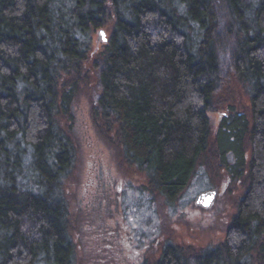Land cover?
Segmentation results:
<instances>
[{
  "label": "trees",
  "instance_id": "1",
  "mask_svg": "<svg viewBox=\"0 0 264 264\" xmlns=\"http://www.w3.org/2000/svg\"><path fill=\"white\" fill-rule=\"evenodd\" d=\"M83 95L118 167L156 198L176 199L200 167L242 184L222 241L166 243L150 264H264V0H0V264H76Z\"/></svg>",
  "mask_w": 264,
  "mask_h": 264
},
{
  "label": "rangeland",
  "instance_id": "2",
  "mask_svg": "<svg viewBox=\"0 0 264 264\" xmlns=\"http://www.w3.org/2000/svg\"><path fill=\"white\" fill-rule=\"evenodd\" d=\"M91 47L90 60L103 47L98 31L91 36ZM233 87L240 111L247 112L246 88ZM73 109L77 160L68 182V201L76 264H150L166 243L204 249L224 239L242 196L240 180H232L224 170L214 176L200 167L178 197L165 202L145 187L143 174L131 178L118 167L113 150L94 130L85 95L76 100ZM208 115L211 133L216 135L221 114ZM226 158L234 165L231 151ZM210 188L217 189L213 204L208 209L197 206L196 195Z\"/></svg>",
  "mask_w": 264,
  "mask_h": 264
},
{
  "label": "water",
  "instance_id": "3",
  "mask_svg": "<svg viewBox=\"0 0 264 264\" xmlns=\"http://www.w3.org/2000/svg\"><path fill=\"white\" fill-rule=\"evenodd\" d=\"M98 40H102L103 42L107 40L106 33L104 29L102 28L98 30ZM216 195H217L216 188L206 189V190L199 192L196 195L194 202L197 206L203 209H208L213 204L216 198Z\"/></svg>",
  "mask_w": 264,
  "mask_h": 264
}]
</instances>
